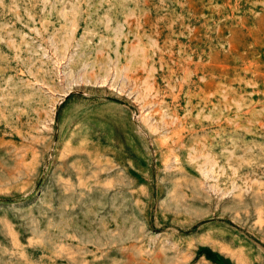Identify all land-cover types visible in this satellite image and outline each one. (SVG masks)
<instances>
[{"label": "rangeland", "instance_id": "obj_1", "mask_svg": "<svg viewBox=\"0 0 264 264\" xmlns=\"http://www.w3.org/2000/svg\"><path fill=\"white\" fill-rule=\"evenodd\" d=\"M0 264H264V0H0Z\"/></svg>", "mask_w": 264, "mask_h": 264}]
</instances>
